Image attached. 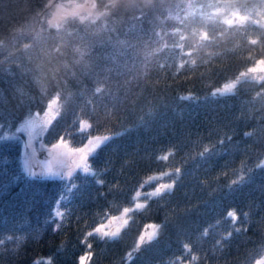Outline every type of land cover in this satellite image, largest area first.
<instances>
[{
  "label": "trees",
  "instance_id": "1",
  "mask_svg": "<svg viewBox=\"0 0 264 264\" xmlns=\"http://www.w3.org/2000/svg\"><path fill=\"white\" fill-rule=\"evenodd\" d=\"M44 2L0 0V36L11 40L14 31L19 36L22 26L39 32L43 18L37 23L35 13ZM186 2L158 0L159 10L152 17L141 22L126 13L98 35L91 26L67 28L62 31V40L60 36L48 37L46 47L63 44V58L72 61L79 60L73 49L81 46V38L92 45L85 50L90 55L74 65L75 75L66 80H52L50 74L40 72L10 77L8 69L14 73L18 66L0 65L1 129L12 130L29 111L41 110L48 98L59 92L63 99L50 119L49 132L41 138L45 144L61 135L70 146L97 134L111 137L89 157L91 170L97 175L78 171L72 180H38L31 187L21 162V139L0 140V169L6 173L0 174V183L8 185L0 193V238L4 240L0 264H34L37 260L76 264L78 257L89 253L85 264H128L123 257L133 250L148 222L161 227L129 264H249L251 252L264 247V168L255 167L258 157L264 159V97L256 95L260 89L252 81H241L234 94L212 95L220 84L264 57V47L250 50L242 32L195 50L188 45L198 37L185 32L187 40L179 41L178 36L163 35L162 30L174 31L171 26L179 25L178 17L190 11L172 10ZM129 7L137 11L136 0H130ZM161 12L169 18L165 20ZM153 17L160 25L156 32L162 39L161 35L152 38ZM205 23L215 20L205 19ZM77 32L79 36L74 35ZM249 35L258 37L257 33ZM24 42L28 41L11 40L17 46ZM174 43H184L185 48H173ZM149 44L151 47H146ZM162 48V52L158 50ZM38 51L34 48L31 52L29 68L34 63L45 64ZM148 53L152 54L145 60ZM97 86L105 89L102 94L94 92ZM81 121L86 125L82 127ZM246 131L253 136H245ZM220 139H224L222 145L217 144ZM213 144H217L213 151L198 156L204 146ZM170 153L168 161L157 159ZM242 162L253 171H240ZM176 167L182 174L173 191L146 200L145 195L155 185L172 182L163 173ZM153 174L161 177L159 182L145 183ZM245 175L242 182L229 186L233 179ZM98 178L105 183L97 184ZM72 183L77 187L67 192ZM138 190L142 194L136 197ZM60 195L67 199L56 206ZM137 203L145 204L146 209L136 211ZM124 207L133 211L126 217L128 225H120V237L109 240L87 235L106 218L105 213L108 217ZM230 210L248 214L243 225L247 231L235 233L238 225L227 216ZM55 211L64 217H55ZM56 224L61 227L57 229ZM229 232L233 237L225 243L223 237ZM185 244L190 252L184 249Z\"/></svg>",
  "mask_w": 264,
  "mask_h": 264
},
{
  "label": "snow or ice",
  "instance_id": "2",
  "mask_svg": "<svg viewBox=\"0 0 264 264\" xmlns=\"http://www.w3.org/2000/svg\"><path fill=\"white\" fill-rule=\"evenodd\" d=\"M115 2L116 0H108V3H106L103 10H101V0H66V2H62V0H45L43 7L35 13V19L37 23L41 22V17L43 18L40 31L37 32L34 28H25L22 26L19 36H17L14 31L12 33L11 40L23 39L28 41L22 44L24 52L31 54L35 48L39 50L38 55L44 56L49 50L48 47H46L48 37L55 38L60 36L62 40V31L66 30L67 28L80 27L81 29H84L86 27L100 25L102 28L106 29L108 26L102 24V21L105 19H111V16L109 15V12L111 11L109 4H115ZM177 8L180 11H185V8L190 9V11L186 12L185 16L178 17L179 25L171 26L174 31L169 33L163 32L162 30V33L163 35L168 36H178L179 41L187 40L188 37L185 36V32H187L190 37H198V40H196L195 43L188 45V47L193 50L203 49L204 47L216 43L220 37L232 35L233 33L238 32H242L244 34V38L246 39V43L250 50L257 46L264 47V0H187L185 5H176L172 10L174 11ZM158 10V0H144L143 7L133 12V18L142 22L147 17H152V14ZM112 15H115L114 11H112ZM160 15L163 16L165 20L169 18L163 12H161ZM205 19L208 21L215 20V23H205ZM157 27H160V25L153 17V39L157 35H161L160 33L156 32ZM51 29H55L56 31L52 32L50 31ZM0 32H2V30H0ZM45 32L48 34L47 37L43 35ZM249 33H257L258 37L252 38ZM74 35L79 36V33H74ZM163 35H161V39L163 38ZM11 40H9L7 37L0 36V52L9 51L10 48L17 46L16 44L11 43ZM81 41V46L73 49L74 54L79 57L80 62L85 61L90 55V53L85 50H90L92 48L91 43L86 38H81ZM57 45H59V43ZM146 47L150 48L151 45L149 44ZM166 47L167 45H165V48ZM173 48H179L183 50L185 48V44L174 43ZM158 50L162 52L164 49L162 48ZM151 54L152 53L146 54L145 60H147L148 56ZM192 54V51L187 53L189 57H191ZM191 63L194 64L195 60H192ZM180 67L183 68L184 64L182 63ZM108 71L111 72L110 69ZM241 81L254 82L259 86L260 89L256 92V95L259 97H264V57L256 59L253 66L248 67L246 71L240 72L234 81L230 83L225 82L221 87L216 88V90L212 92V95L227 96L234 94L233 89H235ZM37 83H39V81H37ZM104 90L105 89L101 88L100 86H97L95 87L94 92L102 94ZM17 91L22 92L23 90L18 89ZM45 91L46 90L42 89V94H44ZM188 98L190 97H182V99ZM61 99H63L62 93L58 92L52 96V98L47 103L46 110L43 112V119L40 118L39 112L33 116V114L29 111L28 115L30 118L24 120V122L19 127H16L14 133L0 135V140L5 142L19 140L20 137L17 134L27 133V142L23 144V147L24 149H32V157H34L36 154V149L33 148V141L38 137L42 138L46 132H49V125L52 123V121L47 119V117L49 116V113L53 107L56 106ZM81 123H84V121H81ZM244 135L251 137L253 136V133L251 131H246L244 132ZM110 138L111 137L109 136H95L92 139H89L88 142L82 147L70 148L65 140V137L61 135L55 143H51L50 148H47L49 155L52 157V161L57 165V170L53 171V169L49 166L46 170L42 171L40 174H37L31 170L28 164V157H25L23 171L24 175L29 178L27 180L29 186L31 187L34 185L38 180H55L56 178H58L60 181H64L66 179L72 180L74 178L73 174L78 171H81L84 174L97 175L95 171L91 170V167L88 163L89 157ZM228 139L231 140L232 137H228ZM223 143L224 139L217 141V144L219 145H222ZM217 144H213L211 147L204 146L203 150L198 152V156L203 157L205 154L210 153L216 148ZM41 147L46 148L47 146L42 143ZM170 155L172 154L170 153L169 155H162L157 157V159L160 161H168ZM193 159H195V157H193ZM257 159L259 162L256 163L255 167L257 169L264 168V159H260L259 157ZM60 169H63L64 171L61 172ZM240 171L249 174L253 171V169L246 163H243V167L240 169ZM0 174L6 175V173H3L2 169H0ZM181 174L182 169L180 167H176L173 172L163 173V175L168 176L172 182L159 184L154 192L147 193L145 195V199L147 200L148 196H161L165 193H171ZM246 177L247 175L240 176L239 179H233L229 186L242 182ZM160 178L161 177L159 176H154L145 183L158 181ZM12 182L13 179L9 178V183ZM96 183L103 185L105 181L102 178H98ZM7 187V184L0 183V193H3ZM76 187L77 184L72 183L70 187L67 188V192H72V190ZM141 187H143V185H141ZM140 195L141 193L137 191L136 197H139ZM35 198L36 195L34 192L33 199L35 200ZM66 199V195H60L55 201V205L59 206L61 201H65ZM144 209H146L145 204H135L136 211ZM132 211L133 209L131 207H124L121 215L119 216L107 217V214L105 213L107 223H101L93 231H89L87 235L91 237L95 234L101 239H117L121 235V228L118 227L115 231L106 229L110 228L114 221H122V227L128 225L129 220L126 217ZM54 215L57 218L64 217V214L60 211H55ZM227 216L232 221L237 222L238 226L235 227L236 234H242L248 230L243 227V225L247 223V213H238L236 211L230 210L228 211ZM241 217H243V219H241ZM60 227V224H56L57 229ZM159 227L161 226L155 224L147 226L149 229H159ZM207 234V231H205L204 235ZM155 235V232L148 233L147 236L145 234H141L138 237L133 250L125 253L123 261L128 262L129 264L133 256L140 251L143 245L146 243L149 244L153 241V237ZM232 237L233 233L229 232L226 237H223V240L225 243H227ZM8 239L11 240L12 237H9ZM3 243L4 240L0 238V244ZM220 243L221 241L218 240L217 244L219 245ZM88 246L92 247L91 244ZM183 247L189 252L191 251L188 244H185ZM90 256L91 253H89L88 256L79 257V264H85V261L89 259ZM180 259H186V257H182ZM192 259L195 260L196 257L193 256ZM34 264H43V262L37 260L34 262ZM49 264H51L50 261ZM249 264H264V247H261L260 250H253L251 252Z\"/></svg>",
  "mask_w": 264,
  "mask_h": 264
},
{
  "label": "clouds",
  "instance_id": "3",
  "mask_svg": "<svg viewBox=\"0 0 264 264\" xmlns=\"http://www.w3.org/2000/svg\"><path fill=\"white\" fill-rule=\"evenodd\" d=\"M108 3V0H101L100 9L103 10L105 4ZM130 0H116L115 4H109L111 11L109 15L111 19H105L102 21V24H105L109 27V25L116 20L117 17H122L124 14H133L134 10L129 7ZM144 0H136V10L143 7ZM112 11L115 12V15H112ZM119 23V21H116ZM107 27V28H108ZM100 25H95L93 31L94 35H98L101 31H103ZM63 44L56 45L48 50V53L44 55L45 64L34 63L31 68H29V61L32 60L30 54L24 52L23 45L16 46L10 48L9 51L6 52L0 59V65L3 64H16L18 66V70L16 72H12V69H8L10 73V77H25L30 73L35 75L37 72H40L42 75H51L52 80H56L59 77L61 80H66L67 77L74 76L75 70L74 65L80 63L79 60L72 61L68 59H64V51ZM59 49V50H57ZM27 56L28 59L25 60L24 57ZM50 65V66H45ZM67 70V71H65Z\"/></svg>",
  "mask_w": 264,
  "mask_h": 264
},
{
  "label": "rangeland",
  "instance_id": "4",
  "mask_svg": "<svg viewBox=\"0 0 264 264\" xmlns=\"http://www.w3.org/2000/svg\"><path fill=\"white\" fill-rule=\"evenodd\" d=\"M62 2H66V0H62ZM255 63V62H254ZM252 63L251 65L247 66L246 68L244 69H241L233 78H231L230 80L228 81H225V82H232L235 80V78L238 76V74L242 71H246L248 67H251L253 66ZM253 75H259V74H253ZM225 82H223L222 84H220L217 88L221 87ZM55 94L51 95L48 100L46 101V104L44 105V107L41 109V110H34L32 111L31 113L33 114V116H35L36 113H40V118L43 119V112L44 110H46V106H47V103L48 101L52 98V96H54ZM58 105V104H57ZM57 105L53 107V109L51 110V112L49 113V116L47 117V119H51L53 117V115L56 113L57 111ZM29 115H26L24 116L23 118H21L19 120V122L16 124V126L12 129V130H4V129H1L0 128V135L2 134H12L15 132V128L16 127H19L23 122L24 120H27L29 119ZM81 126L83 127L84 125H86V122L84 121V123H81ZM20 139H21V146H20V157H21V162H22V166L24 167V159L25 157L27 156L28 157V164H29V167L31 168V170L37 174H40L42 171L46 170L47 167H51L53 169V171L57 170V165L55 162L52 161V157L50 155H47V156H39L38 154V150L41 149V144H45L42 139L40 137H38L36 140L33 141V148L36 149V154L34 157H32V149H24L23 147V144L25 142H27V133H19L17 134ZM106 135V134H105ZM104 134H97V135H94V136H91V137H88L82 144L78 145V146H70L68 145L70 148L72 147H82L84 144H86L88 142L89 139H92L93 137L95 136H105ZM57 141V140H56ZM56 141H53L51 143H55ZM50 144H45L47 147L46 148H50ZM61 172H63L64 170L63 169H60ZM159 182V181H158ZM157 182V183H158ZM141 194H142V191L141 190H138ZM123 211V210H122ZM122 211L118 212L117 214H112V215H109L108 217L110 216H119L121 215ZM101 223H107V218H105L103 221L99 222L94 228L93 230L98 227ZM154 223L152 222H148L146 223L142 229L140 230L139 232V235L138 237L141 235V234H145L147 236L148 233H151V232H155V229H149L147 228L148 225H152ZM120 225H122V221L121 222H113V224L110 226V228L106 229V230H110V231H115L116 228L120 227ZM156 225V224H155ZM138 240V239H137ZM137 242V241H136ZM135 242V244H136ZM83 256V255H81ZM80 256V257H81ZM76 264H79V257H78V260L76 262Z\"/></svg>",
  "mask_w": 264,
  "mask_h": 264
},
{
  "label": "water",
  "instance_id": "5",
  "mask_svg": "<svg viewBox=\"0 0 264 264\" xmlns=\"http://www.w3.org/2000/svg\"><path fill=\"white\" fill-rule=\"evenodd\" d=\"M38 154H39V156H47V155H49V153H48V151H47V148H41V149H39V150H38ZM154 176H155V175L153 174V175L150 176V178H151V177H154ZM162 183H171V181H164V182H162ZM162 183H159V184H162ZM159 184H157V185H155L153 188H151V189L149 190V192H150V193H151V192H154L155 189H156V187L159 186Z\"/></svg>",
  "mask_w": 264,
  "mask_h": 264
}]
</instances>
